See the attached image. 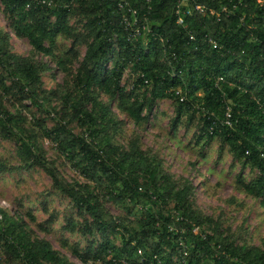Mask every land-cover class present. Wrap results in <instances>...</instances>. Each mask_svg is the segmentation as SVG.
<instances>
[{"label":"trees","instance_id":"16d2710c","mask_svg":"<svg viewBox=\"0 0 264 264\" xmlns=\"http://www.w3.org/2000/svg\"><path fill=\"white\" fill-rule=\"evenodd\" d=\"M51 1L55 6L30 4L28 9L29 0L0 4L13 34L51 57L64 72V85L43 93L39 73L44 66L12 54L7 35L0 32V69L9 81L6 86L0 78V88L6 95L14 91L19 104L29 101L41 107L38 101L57 98L82 132L74 134L64 117L50 128L33 120L36 130L26 129L24 116L9 112L0 102V137L15 145L22 167L44 172L83 218L80 223L67 220L63 228L98 235L95 247L89 243L84 254L74 249V255L82 263L91 258L101 264L120 259L127 264H264V241L260 248L237 246L216 225L203 230L208 219L192 208L188 184L172 181L155 157L139 149L136 139L126 149L114 144L120 122L109 103L99 99L101 94L112 101L135 125L145 120L143 113L156 100L172 99L175 120L196 115L200 127L195 144L218 137L234 161L257 170L249 183L237 175L236 185L264 203V1L184 0L175 13L177 0H126L139 25L145 19L149 30L137 26L135 37L121 20L122 14L130 20V14L118 8L116 0ZM192 3L218 12L226 7L231 14L220 13L216 21L196 12ZM74 16L83 20L84 35L68 24ZM178 17L183 26L176 23ZM57 38L71 39L60 57L54 55ZM84 39L89 42L72 73L68 67L77 60L75 46ZM128 65L135 78L125 91L120 80ZM217 77L223 82L215 84ZM177 89L183 102L174 95ZM226 108L230 126L223 123ZM45 138L83 182H68L45 158L38 143ZM5 170L0 165V172ZM103 201L135 219L113 218ZM0 215V247L10 263L71 264L47 241L31 238L22 221L1 210ZM109 235L118 236V246Z\"/></svg>","mask_w":264,"mask_h":264},{"label":"rangeland","instance_id":"374dc122","mask_svg":"<svg viewBox=\"0 0 264 264\" xmlns=\"http://www.w3.org/2000/svg\"><path fill=\"white\" fill-rule=\"evenodd\" d=\"M68 24L74 32L85 34L83 20L76 16L69 19ZM0 32L7 35L9 51L34 64L44 66L39 73V88L47 94L64 85V72L48 55L35 52L25 38L13 34L9 21L0 4ZM88 39L81 40L76 46L77 60L68 68L71 72L77 66L85 52ZM46 46V45H45ZM71 46V39L57 38L54 55L62 56ZM110 67V64H107ZM0 78L9 85L5 73L0 69ZM135 75L131 65H128L121 75L120 86L128 91L131 89ZM0 102L11 113L20 112L26 119L24 128L36 130L33 120H39L43 126L50 128L58 117H64L68 128L74 134L82 131L69 120L67 110L60 100L47 96L48 100L37 107L29 101L17 102L14 91L9 95L2 94ZM103 103H109L111 110L119 120V130L113 137V143L126 149L128 143L136 139L140 150L161 164L163 171L172 181L186 183L191 187L190 202L192 208L204 219L202 226L209 232L216 225L223 235L233 239L237 246L262 247L264 241V203L261 199L252 198L241 192L236 185L237 175L243 183H249L258 176L256 169L241 166L232 159L227 147L218 137L195 144L199 134L200 124L197 118L188 114L175 120V103L172 99L156 100L152 107L143 113L145 120L135 125L124 114L119 113L114 103L108 102L100 94ZM175 120V125L172 122ZM38 143L44 150V156L52 161L61 175L68 181L83 182L66 163L57 155L54 145L48 139H39ZM0 165L6 169L0 172V210L25 224V231L31 238L47 241L52 249L71 264H101L88 258L81 262L73 253L84 254L89 243L95 247L99 243L96 233L81 235L78 231L67 232L63 227L67 220L81 222L83 218L76 216L72 203L56 191L49 178L39 168L22 167L16 154L15 145L0 137ZM102 206L113 218L132 222L135 217L126 215L122 210L109 202ZM114 245H119L118 236L109 235ZM0 264H12L0 247Z\"/></svg>","mask_w":264,"mask_h":264},{"label":"built area","instance_id":"2783aa9c","mask_svg":"<svg viewBox=\"0 0 264 264\" xmlns=\"http://www.w3.org/2000/svg\"><path fill=\"white\" fill-rule=\"evenodd\" d=\"M31 1V3H27L26 4V9L29 8L30 4H34L37 6H44V7H53L55 6V3L52 2L51 0H29ZM117 1V6L118 8L122 9V8H126V11L130 14L131 19L128 20V18L126 17L125 14L121 15V20L124 23L125 26H129L131 27V37H135L139 34V28L137 26H141L142 30H145L147 32H149V30L147 29V27L145 26V19H143V23H141L139 25V21L136 18V11L134 9H131L128 7V3L126 2V0H116ZM144 2L148 3L150 0H143ZM264 0H257V2H261ZM194 2V1H193ZM184 3V0H177V5H176V9H175V13H178V7ZM193 9L198 12L199 14L205 15L206 13L208 14V16L214 17L216 19V21H219L220 19V13L223 14H231V11L228 10L226 7H221L218 11H215L212 8H206L203 5L200 4H196V3H192ZM176 23L180 26H183V21L181 18H177ZM190 40H192V37H189ZM214 47V46H213ZM171 57H173V54H170ZM221 83L223 82V79L221 77H217L215 80V84L217 83ZM174 95L176 97H178V101L179 102H183L185 100L184 96L181 94V91L179 89L174 91ZM233 122H235L233 120ZM225 125L230 126L231 122H230V112H229V108L225 109L224 112V122ZM0 219H1V215H0ZM193 232L195 233L196 230L194 229ZM139 253V252H138ZM185 255V254H184ZM111 263L113 264H127V262H125L124 260L120 259V260H110Z\"/></svg>","mask_w":264,"mask_h":264}]
</instances>
